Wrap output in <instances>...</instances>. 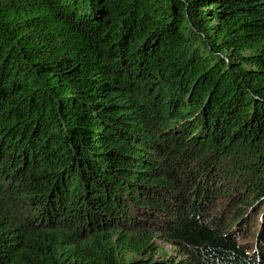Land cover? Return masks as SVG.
<instances>
[{"label": "trees", "instance_id": "obj_1", "mask_svg": "<svg viewBox=\"0 0 264 264\" xmlns=\"http://www.w3.org/2000/svg\"><path fill=\"white\" fill-rule=\"evenodd\" d=\"M0 264H264V0H0Z\"/></svg>", "mask_w": 264, "mask_h": 264}, {"label": "rangeland", "instance_id": "obj_2", "mask_svg": "<svg viewBox=\"0 0 264 264\" xmlns=\"http://www.w3.org/2000/svg\"><path fill=\"white\" fill-rule=\"evenodd\" d=\"M257 220V219H256ZM255 225H253L254 227ZM256 229V226L254 227ZM249 239H253V236L249 237ZM166 250L171 254V249L169 247L166 246Z\"/></svg>", "mask_w": 264, "mask_h": 264}]
</instances>
